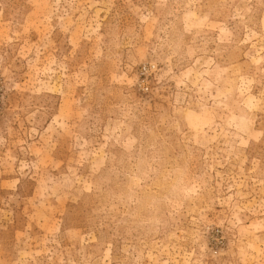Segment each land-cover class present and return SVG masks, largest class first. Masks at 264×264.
Returning a JSON list of instances; mask_svg holds the SVG:
<instances>
[{
  "label": "rangeland",
  "instance_id": "rangeland-1",
  "mask_svg": "<svg viewBox=\"0 0 264 264\" xmlns=\"http://www.w3.org/2000/svg\"><path fill=\"white\" fill-rule=\"evenodd\" d=\"M0 264H264V0H0Z\"/></svg>",
  "mask_w": 264,
  "mask_h": 264
}]
</instances>
